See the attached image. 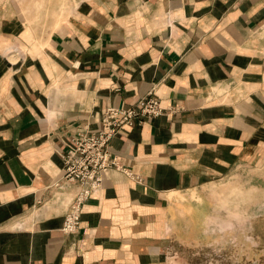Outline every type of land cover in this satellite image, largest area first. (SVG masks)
I'll return each instance as SVG.
<instances>
[{
  "label": "crops",
  "instance_id": "crops-1",
  "mask_svg": "<svg viewBox=\"0 0 264 264\" xmlns=\"http://www.w3.org/2000/svg\"><path fill=\"white\" fill-rule=\"evenodd\" d=\"M21 4L0 0V264H165L209 187L264 165V0ZM149 91L163 112L111 137L124 169L64 233L72 137Z\"/></svg>",
  "mask_w": 264,
  "mask_h": 264
},
{
  "label": "rangeland",
  "instance_id": "rangeland-1",
  "mask_svg": "<svg viewBox=\"0 0 264 264\" xmlns=\"http://www.w3.org/2000/svg\"><path fill=\"white\" fill-rule=\"evenodd\" d=\"M209 192V213L197 229L170 241L165 264H264V165L227 175Z\"/></svg>",
  "mask_w": 264,
  "mask_h": 264
},
{
  "label": "built area",
  "instance_id": "built-area-1",
  "mask_svg": "<svg viewBox=\"0 0 264 264\" xmlns=\"http://www.w3.org/2000/svg\"><path fill=\"white\" fill-rule=\"evenodd\" d=\"M163 112L160 100L149 91L131 107L109 106L100 115L101 127L95 131L76 133L63 153V174L58 185L74 184L77 191L64 214L61 229L64 233L75 231L85 201L102 181V173L110 168L124 169L117 156L112 154L109 141L126 126L141 123L145 118Z\"/></svg>",
  "mask_w": 264,
  "mask_h": 264
}]
</instances>
